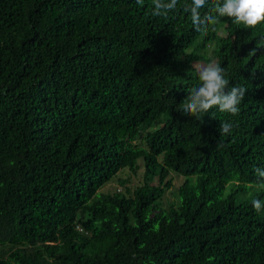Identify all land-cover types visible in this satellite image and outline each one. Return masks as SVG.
Returning a JSON list of instances; mask_svg holds the SVG:
<instances>
[{"label": "trees", "instance_id": "trees-1", "mask_svg": "<svg viewBox=\"0 0 264 264\" xmlns=\"http://www.w3.org/2000/svg\"><path fill=\"white\" fill-rule=\"evenodd\" d=\"M185 3L0 0V264H264V23L196 31ZM208 62L237 115L183 112Z\"/></svg>", "mask_w": 264, "mask_h": 264}, {"label": "clouds", "instance_id": "clouds-1", "mask_svg": "<svg viewBox=\"0 0 264 264\" xmlns=\"http://www.w3.org/2000/svg\"><path fill=\"white\" fill-rule=\"evenodd\" d=\"M142 4L143 0H136ZM180 0H152L154 17L167 16L177 9ZM208 0H191L183 5V11L190 14L191 23L196 31H206L210 26L221 23L222 18H230L235 25H243L246 29H253L264 23V0H215L214 14H202ZM255 50H253V54ZM199 83L189 90L183 104V112L190 117L200 119L210 109L235 116L239 113V105L245 98L246 88L238 85L229 86L225 79L224 69L216 62L199 65ZM230 122H223L219 126V135H229L232 131ZM217 144V147H221ZM257 182L250 187L264 188V167L255 170ZM252 208L260 213L264 211V200L252 199Z\"/></svg>", "mask_w": 264, "mask_h": 264}, {"label": "rangeland", "instance_id": "rangeland-1", "mask_svg": "<svg viewBox=\"0 0 264 264\" xmlns=\"http://www.w3.org/2000/svg\"><path fill=\"white\" fill-rule=\"evenodd\" d=\"M139 162L140 161H138V164H139ZM126 170V169H125ZM142 168L140 167V169L137 171L138 173H137V175L136 176H133L132 174H131V172H129L128 170H126V171H122V172H120L118 175H119V177H123V178H125V176H123V174H125V175H128L129 173H130V177H129V184H128V186L130 187V188H133L134 186H136V185H138V184H140L141 183V179H142ZM175 177V179H174V186H173V188L170 190V191H168L167 193H166V195H165V197H164V199L162 200V205H163V207L164 208H167L168 207V205H169V203H173V202H175L176 201V189H177V187L182 183V181H183V177H180V176H176V175H174ZM117 177V176H116ZM116 177H114L112 180H110L108 183H106L102 188H100V190H99V192H98V194H100V192L101 191H103V192H108V191H114V189L116 190V191H120V190H122L123 191V189H122V187H120V185L118 184V179L116 178ZM132 190V189H131ZM227 192V191H226Z\"/></svg>", "mask_w": 264, "mask_h": 264}]
</instances>
